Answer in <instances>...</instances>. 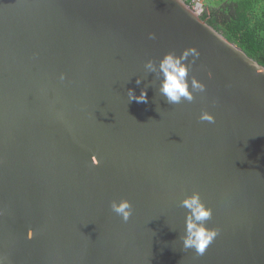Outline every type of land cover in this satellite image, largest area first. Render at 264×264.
I'll use <instances>...</instances> for the list:
<instances>
[{
	"label": "water",
	"instance_id": "water-1",
	"mask_svg": "<svg viewBox=\"0 0 264 264\" xmlns=\"http://www.w3.org/2000/svg\"><path fill=\"white\" fill-rule=\"evenodd\" d=\"M189 49L205 91L170 105L144 65ZM193 192L217 231L203 255L180 240ZM0 255L264 264V67L184 0H0Z\"/></svg>",
	"mask_w": 264,
	"mask_h": 264
},
{
	"label": "clouds",
	"instance_id": "clouds-1",
	"mask_svg": "<svg viewBox=\"0 0 264 264\" xmlns=\"http://www.w3.org/2000/svg\"><path fill=\"white\" fill-rule=\"evenodd\" d=\"M149 38L154 39L155 34L150 33ZM189 55L198 56L199 53L195 49L186 50L180 56L166 53L158 62L148 60L144 65L145 71L154 74L159 81L156 88L158 94L170 105L179 104L184 100L191 102L195 92L205 91V85L195 77L189 81L188 65L185 62ZM60 79H64L63 74ZM136 83L139 85L141 79L137 78ZM127 96L129 102L147 103L145 90H141L140 94L136 95L133 89H128ZM199 119L209 123L215 122V117L207 111L201 112ZM180 203L187 209L184 234L180 236L183 249H194L198 255H203L217 235L216 230L207 226L212 210L204 204L198 192L186 196ZM110 208L124 222L132 216V204L127 199L112 200ZM0 264H7L3 255H0Z\"/></svg>",
	"mask_w": 264,
	"mask_h": 264
},
{
	"label": "trees",
	"instance_id": "trees-1",
	"mask_svg": "<svg viewBox=\"0 0 264 264\" xmlns=\"http://www.w3.org/2000/svg\"><path fill=\"white\" fill-rule=\"evenodd\" d=\"M202 1L201 18L264 67V0H224L214 7Z\"/></svg>",
	"mask_w": 264,
	"mask_h": 264
},
{
	"label": "built area",
	"instance_id": "built-area-1",
	"mask_svg": "<svg viewBox=\"0 0 264 264\" xmlns=\"http://www.w3.org/2000/svg\"><path fill=\"white\" fill-rule=\"evenodd\" d=\"M188 5L198 16H202L205 12V6L202 0H190Z\"/></svg>",
	"mask_w": 264,
	"mask_h": 264
},
{
	"label": "rangeland",
	"instance_id": "rangeland-1",
	"mask_svg": "<svg viewBox=\"0 0 264 264\" xmlns=\"http://www.w3.org/2000/svg\"><path fill=\"white\" fill-rule=\"evenodd\" d=\"M224 0H206L205 2L209 3L211 6H215V5H219L221 4V2H223Z\"/></svg>",
	"mask_w": 264,
	"mask_h": 264
}]
</instances>
